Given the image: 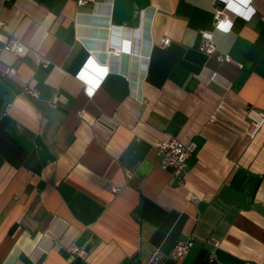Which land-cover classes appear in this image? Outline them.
<instances>
[{
  "label": "crops",
  "instance_id": "1",
  "mask_svg": "<svg viewBox=\"0 0 264 264\" xmlns=\"http://www.w3.org/2000/svg\"><path fill=\"white\" fill-rule=\"evenodd\" d=\"M233 2L0 0V264H264V122L251 137L246 114L264 110V0ZM168 136L196 145L184 185L152 146Z\"/></svg>",
  "mask_w": 264,
  "mask_h": 264
},
{
  "label": "built area",
  "instance_id": "2",
  "mask_svg": "<svg viewBox=\"0 0 264 264\" xmlns=\"http://www.w3.org/2000/svg\"><path fill=\"white\" fill-rule=\"evenodd\" d=\"M85 0H78L79 3L84 2ZM225 19V14L223 10L215 6L214 10V27H220L221 21ZM228 29V28H227ZM199 43L198 49L207 55H215V58L219 61H226L235 63L237 66H241V63L234 61L228 53L217 51L214 40L213 32L210 29H200L199 30ZM170 42L168 37H162L159 41L161 46H166ZM3 49L10 51L13 54H20L24 50V45L19 39L14 36L9 37L4 45ZM116 53V52H114ZM43 65L48 63V60L41 56L39 57ZM10 69L9 66L0 65V75L4 72H8ZM24 93L30 95H36L37 91L31 87L24 86L22 88ZM246 114L249 117V125L247 133L249 136H254L258 131L262 123L264 122V110L257 109L253 106H249L246 109ZM213 115L210 116L212 120ZM153 149L159 156V165L164 169H169L171 173L176 178V183L178 185H184L186 181V165L187 158L193 153L195 149V142L192 140L189 141H180L176 137L168 136L165 138L158 139L152 143ZM120 185L114 184L111 186L112 191H117ZM195 198L194 195H191ZM194 243V237L189 235L185 238H180L175 241L171 248V256L175 259L183 258L190 250L191 246ZM215 243V242H214ZM72 251H76L80 254H83V250L77 246L70 247ZM163 255L158 248H155L151 251L149 257L146 261L141 264H160ZM245 264H253L251 262H245Z\"/></svg>",
  "mask_w": 264,
  "mask_h": 264
},
{
  "label": "snow or ice",
  "instance_id": "3",
  "mask_svg": "<svg viewBox=\"0 0 264 264\" xmlns=\"http://www.w3.org/2000/svg\"><path fill=\"white\" fill-rule=\"evenodd\" d=\"M246 4V0H234L233 3L229 4L228 6L231 7L236 12L242 11V6ZM220 27L224 30H227V24H221ZM91 87V85H90Z\"/></svg>",
  "mask_w": 264,
  "mask_h": 264
}]
</instances>
